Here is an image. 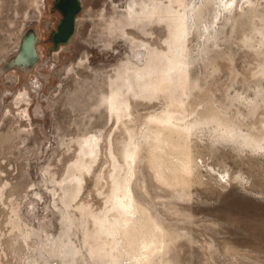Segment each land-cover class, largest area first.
Here are the masks:
<instances>
[{"label": "rangeland", "instance_id": "obj_1", "mask_svg": "<svg viewBox=\"0 0 264 264\" xmlns=\"http://www.w3.org/2000/svg\"><path fill=\"white\" fill-rule=\"evenodd\" d=\"M150 1L74 0L57 38L68 1L0 0V264H264V0ZM167 4L187 23L183 64L150 99ZM146 66L150 79L133 71ZM118 86L121 120L106 99ZM174 98L194 109L185 122L148 121ZM129 135L134 213L106 235L92 213Z\"/></svg>", "mask_w": 264, "mask_h": 264}, {"label": "bare ground", "instance_id": "obj_2", "mask_svg": "<svg viewBox=\"0 0 264 264\" xmlns=\"http://www.w3.org/2000/svg\"><path fill=\"white\" fill-rule=\"evenodd\" d=\"M152 1L153 0H151L150 3L146 2L145 3L146 7L148 5L149 6L152 5ZM164 11H165L166 15L168 16V18L171 20V24L173 23V27H172V30L170 33L171 36H169L171 38L172 44L170 47L166 46L165 51L157 52V54H161V56L159 57V60L161 59L163 62L162 63L163 66H162L161 70H162V73H164V74L162 76H159V75L156 76L157 80L153 81L154 83L151 86L146 87L143 90L147 95H149L148 98H150V99L153 98V96L156 92H161L168 86L167 79H169L171 72L174 73V72L179 71L181 69V65L183 64V62H182V55H183L182 54V48H183V44H184L185 31L187 28L185 25V24H187L185 22V16L183 14H181L180 12H175V15L171 16L172 8L168 4L165 6ZM148 14H150V13L148 12ZM164 19H167V18H164ZM149 69H151V67L146 66V68H144V67L135 68L133 71L136 72V74L138 73L142 77L144 75H146V77L148 78L149 77L148 76ZM149 79H150V77H149ZM181 93L184 94L183 88H181ZM106 99H107V104L109 105L108 109H109V111H111L110 112L111 115L113 114L115 116L116 120H121V118L124 115H130V112L128 110H127L128 112H126L129 100H127L126 97L123 95V93L120 91V86L114 88V90L109 94V96ZM192 111H194V109L193 108L188 109L187 105H185L183 99H181V98L169 99L166 101L165 107L160 111V113H158V114L153 113V114L148 115V121H153L155 123H158L159 125H167V124L171 125L173 121L185 122L187 117H189L191 115V113H193ZM204 117H205V119L214 122L218 128L224 129L225 132H231L234 129L233 127H230V125L228 126L225 123V121L211 107H208L206 109ZM119 122L124 123L123 120L119 121ZM184 125H185V127L188 126L186 123ZM124 126H126V125H124ZM128 132H129V129H128ZM133 132L134 131H132V133H130V135L133 134ZM146 132H144V133H146ZM130 135H129V144L131 145L132 148L126 149V152L123 156V161H124V164L126 166V170L123 174H121L120 176L117 175L118 177L113 179V188L111 187L112 193H111V196L109 198V201H111V203H110L109 207L104 208V211L102 213L100 212L101 213L100 215L97 216V215H95V213H92V218L94 219L93 220L94 224L97 222L98 223L99 222L105 223L104 228L106 229V235H111V234H113V232H116L117 229L125 227L127 225V222L129 221L130 215H132L134 213L133 197H132V193H131V190L129 187V180H130V176L132 175V162L135 161V158L138 159V155L135 152V148L138 146V144L132 141V138ZM263 136H264V133H259L256 137L259 140ZM153 138L156 140V139H158V136L153 135ZM83 152L84 153L90 152L89 146L86 147L85 149H83ZM83 167H84L83 165H78L76 168H78V170H79L80 168H83ZM95 226H97V224H95ZM18 238H19L18 235L12 236V240H14V241H17ZM146 247H148V246H146ZM107 262H109V261H107ZM108 264H114L113 260L111 263H108Z\"/></svg>", "mask_w": 264, "mask_h": 264}, {"label": "water", "instance_id": "obj_3", "mask_svg": "<svg viewBox=\"0 0 264 264\" xmlns=\"http://www.w3.org/2000/svg\"><path fill=\"white\" fill-rule=\"evenodd\" d=\"M66 1H68L70 4H72V9L64 11L65 12L64 17L60 21V23L57 27V31L55 32V35L57 38H64L67 36V32L69 31V28L72 24V14L74 13L75 8H76V4H75L74 0H66Z\"/></svg>", "mask_w": 264, "mask_h": 264}, {"label": "flooded vegetation", "instance_id": "obj_4", "mask_svg": "<svg viewBox=\"0 0 264 264\" xmlns=\"http://www.w3.org/2000/svg\"><path fill=\"white\" fill-rule=\"evenodd\" d=\"M25 48H26V46H25ZM27 49V48H26Z\"/></svg>", "mask_w": 264, "mask_h": 264}]
</instances>
